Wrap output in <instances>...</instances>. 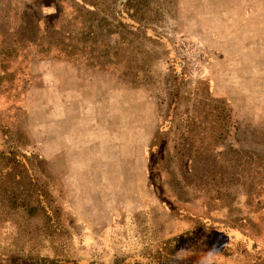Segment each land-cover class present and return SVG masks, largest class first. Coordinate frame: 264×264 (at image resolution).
<instances>
[{
	"label": "rangeland",
	"instance_id": "374dc122",
	"mask_svg": "<svg viewBox=\"0 0 264 264\" xmlns=\"http://www.w3.org/2000/svg\"><path fill=\"white\" fill-rule=\"evenodd\" d=\"M82 2L0 0V264H264V0Z\"/></svg>",
	"mask_w": 264,
	"mask_h": 264
},
{
	"label": "trees",
	"instance_id": "16d2710c",
	"mask_svg": "<svg viewBox=\"0 0 264 264\" xmlns=\"http://www.w3.org/2000/svg\"><path fill=\"white\" fill-rule=\"evenodd\" d=\"M80 2L79 4L88 6L86 2H82V0H76ZM92 6V5H91ZM64 40L70 39L69 34L64 35ZM70 44V43H69ZM67 44L66 47H70ZM6 55H11L9 53H5ZM68 55V54H66ZM1 57V52H0ZM0 61V73L3 71V67ZM4 72V71H3ZM2 78L0 77V81ZM31 162L30 157L25 154H20L17 150L13 147L8 148L7 151L0 150V192L7 191L10 193L9 197L11 198L10 201L15 203L16 207H24L26 211L29 213H33V211L37 210L38 208H43L45 212L48 211V205L44 203L42 204L41 196L35 198L36 204L32 205L31 203H26L27 199L23 195L24 193H30L27 186H33L35 190V177L30 174L29 168L28 170H23L22 165L24 167H28V164ZM47 215V214H46ZM48 219V216H46ZM198 231V230H197ZM195 231L194 237H197ZM200 233V230H199ZM204 233L202 232L200 235L202 236ZM219 234V232H218ZM190 236V238L188 237ZM193 230H188L182 232L178 235H175L171 238H168L161 248L163 255L156 258L154 264H194L193 261L187 259H179L176 257L179 248H183L190 251H217L222 252L223 254H227L223 251V244L220 242H224V239L220 237V242L217 244L214 243L216 249L212 248V243L209 245L202 244V243H188L189 239H193ZM227 243V242H226ZM9 264V263H8ZM12 264H66L65 262L53 258H29V263H20L18 261H14ZM78 264V263H77ZM144 264V263H143Z\"/></svg>",
	"mask_w": 264,
	"mask_h": 264
}]
</instances>
